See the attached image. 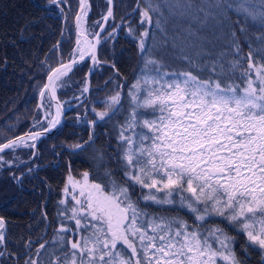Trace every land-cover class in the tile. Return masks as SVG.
<instances>
[{"label":"snow or ice","instance_id":"snow-or-ice-1","mask_svg":"<svg viewBox=\"0 0 264 264\" xmlns=\"http://www.w3.org/2000/svg\"><path fill=\"white\" fill-rule=\"evenodd\" d=\"M47 3L63 12L61 5L68 0ZM106 3V13L95 22L99 31L89 38L82 21L91 5L79 0L75 47L67 60L60 56L52 64L46 57L42 62L45 82L39 96L48 93L50 102L56 100L55 113L46 111L34 123L47 121L42 129L0 143V170L8 168L17 184L23 174L12 172L19 165L5 156L19 148L34 149L35 141L57 127L62 107L57 89L68 85L75 65L87 60L93 66L87 73L91 76L102 63L100 33L103 42H110L117 28L113 0ZM145 4L140 23L154 26L159 42L153 36L147 43V28L134 37L142 60L137 77L126 92L117 83L116 91L102 102L104 110L90 109L95 114L93 129L97 119L109 122L122 110L127 113L114 124L123 180L108 165L94 181L88 172L81 180L69 174L53 247L41 260L47 241L41 242L24 264H245L253 250H259L264 264V0ZM109 19L113 24L105 31ZM237 28L245 38H256L255 48L248 40L246 54ZM128 32L134 35L132 28ZM53 48L59 52L60 43ZM175 62L183 67H173ZM110 67L116 69L115 63ZM87 76L81 95L89 91ZM92 140L90 135L86 143ZM30 155L34 159L36 153ZM96 159L103 164L104 154ZM27 170L31 173L33 167L29 164ZM142 202L167 205L176 215H153ZM43 215L47 219V213ZM6 234L7 222L0 217V248L6 245ZM241 235L242 243L237 240ZM33 243L29 240L25 247L31 249ZM238 244L242 255L237 254Z\"/></svg>","mask_w":264,"mask_h":264},{"label":"trees","instance_id":"trees-1","mask_svg":"<svg viewBox=\"0 0 264 264\" xmlns=\"http://www.w3.org/2000/svg\"><path fill=\"white\" fill-rule=\"evenodd\" d=\"M78 1L68 0L67 4L61 5L64 9L61 12L55 5L48 4L47 0H0V143L23 135L33 126L34 121L41 118L42 111L38 105L39 90L45 82V64L42 62L46 57L52 64H55L60 56L68 58L74 46L73 26ZM136 1L116 0V22L127 12L129 15L132 14ZM91 4L93 17L100 15L107 7L106 0H92ZM145 7L144 0H141L135 18L122 26L118 36L109 38L110 42H104L99 48L102 63L92 74V91L89 98L69 112L66 124L60 130L38 145L32 161L30 153L33 150L27 149L24 152V159L29 163L24 167L14 166L11 169L17 176H21L30 164L33 171L23 174L28 175L17 184L13 181L8 168L0 170V216L6 218L8 227L6 249L0 259L1 264H24L29 255L34 257L39 244L47 241L45 249L41 250L43 260L48 249L53 247V237L59 226L57 210L63 207L59 201L62 199V187L69 172L78 178H81L84 172H88L90 180L94 181L103 176V165H108L116 178L123 180L116 159L118 142L114 124L122 121L127 113L122 110L109 122L97 119L96 127L93 129L90 121L95 118V114L90 109L95 107L97 111L104 110L101 100L114 92L116 84H122L126 92L137 77L142 60L138 40L134 37H138L147 28L149 31L147 43H151L153 36L159 42L158 30L154 26L148 27L140 23L142 18L140 9ZM150 15H153L155 22V15L152 13ZM128 28L134 30V35L129 34ZM237 36L245 54L249 50V39L255 48L257 43L255 36L245 38L239 28ZM58 42L59 52L53 48ZM253 62H256L255 55ZM112 63H115L116 69L110 67ZM173 67L181 68L183 65L175 62ZM87 69L88 65H84L69 74L71 79L66 87L58 88L59 95L69 97L80 93ZM117 69L120 77L116 76ZM236 82L240 83L239 80ZM123 103L126 108L127 101L124 100ZM74 127L84 131L82 140L70 130ZM90 135L93 140L91 144H84L83 149L61 150L64 144L85 143ZM100 153L104 154L103 164L96 159ZM9 158L7 160H10ZM139 194L137 190L135 195ZM69 202L71 203V200ZM141 207L153 215H176V210L170 209L167 205L142 202ZM178 211L186 219L190 218L187 212ZM43 213H47V219ZM29 240L34 242L31 249L25 247ZM237 240L242 243L243 236H237ZM237 254L242 255L239 244ZM245 264H262L259 250H253L246 257Z\"/></svg>","mask_w":264,"mask_h":264},{"label":"flooded vegetation","instance_id":"flooded-vegetation-1","mask_svg":"<svg viewBox=\"0 0 264 264\" xmlns=\"http://www.w3.org/2000/svg\"><path fill=\"white\" fill-rule=\"evenodd\" d=\"M116 91V89L114 90V92ZM114 92H112L110 95H112ZM110 95H108V96H106L104 99H102L101 101L103 102V101H105V100H107V98L110 96ZM87 98H89V96L87 97ZM122 103H123V101H122ZM72 110V109H71ZM69 114V113H68ZM68 114H67V118H68ZM38 128V126H35V127H33L31 130L32 131H34V130H36ZM70 130L72 131V133L74 134V135H77V136H80V140H82L83 139V137H84V131H79L76 127H74V128H70ZM88 140H85V143H83V144H87L86 142H87ZM76 144H77V142H75ZM70 149H72L71 147H70V145H67V144H64L62 147H61V150H66V151H73V150H70ZM25 150H27V149H19V153H16V156L14 157V159H12V161L13 162H18L17 164L19 165V167L18 168H20V167H24V166H26L27 164H28V161H25V159H24V152H25ZM16 152V151H15ZM18 157V158H17ZM60 165H61V162H60ZM17 168V167H16ZM25 173L26 172H28V170H25L24 171ZM25 173H23V174H25ZM28 175V174H27ZM27 175H23V177H27ZM0 217H3L5 220H6V218L4 217V216H0ZM7 230H8V228H7ZM7 235V234H6Z\"/></svg>","mask_w":264,"mask_h":264},{"label":"water","instance_id":"water-1","mask_svg":"<svg viewBox=\"0 0 264 264\" xmlns=\"http://www.w3.org/2000/svg\"><path fill=\"white\" fill-rule=\"evenodd\" d=\"M113 5H114V0H113ZM105 26V25H104ZM81 62H79L78 64H80ZM77 64V65H78ZM77 65H75L74 67H76ZM48 94V93H47ZM57 99L61 102V104H62V107H61V110H62V115L60 116V123L57 125V127L56 128H54L50 133H45V134H43L37 141H35V144L37 145V143L39 142V141H41L42 139H45V138H47V137H49V136H51L52 134H54L55 133V131L57 130V129H59L60 127H61V125H63V123H64V121H65V118H66V110H67V108L65 107V104H64V102L63 101H61L59 98H58V96H57ZM53 104H54V106H55V104H56V100H53Z\"/></svg>","mask_w":264,"mask_h":264},{"label":"rangeland","instance_id":"rangeland-1","mask_svg":"<svg viewBox=\"0 0 264 264\" xmlns=\"http://www.w3.org/2000/svg\"><path fill=\"white\" fill-rule=\"evenodd\" d=\"M145 1V0H144ZM146 5V4H145ZM83 24H84V26H85V20L83 21ZM68 26L69 27H72L70 24H68ZM83 26V25H82ZM86 27H87V25L84 27L85 29H86ZM94 29V26H93V28H92V30ZM73 30H74V32H75V25L73 26ZM87 30V32L89 33V31H88V29H86ZM140 66H142V64L140 65ZM83 177H81V178H79V180H81ZM68 184V183H67ZM68 200H71V198L69 197L68 198Z\"/></svg>","mask_w":264,"mask_h":264}]
</instances>
